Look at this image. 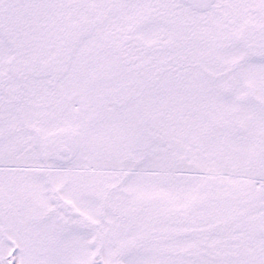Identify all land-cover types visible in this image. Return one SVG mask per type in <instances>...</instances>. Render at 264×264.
Here are the masks:
<instances>
[{"label": "snow or ice", "instance_id": "1", "mask_svg": "<svg viewBox=\"0 0 264 264\" xmlns=\"http://www.w3.org/2000/svg\"><path fill=\"white\" fill-rule=\"evenodd\" d=\"M0 264H264V0H0Z\"/></svg>", "mask_w": 264, "mask_h": 264}]
</instances>
